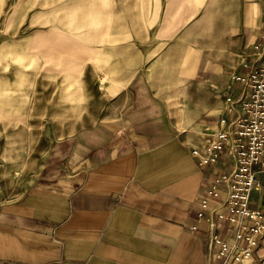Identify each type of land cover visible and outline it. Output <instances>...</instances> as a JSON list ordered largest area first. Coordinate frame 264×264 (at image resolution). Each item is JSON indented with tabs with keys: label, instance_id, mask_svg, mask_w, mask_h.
Instances as JSON below:
<instances>
[{
	"label": "crops",
	"instance_id": "obj_1",
	"mask_svg": "<svg viewBox=\"0 0 264 264\" xmlns=\"http://www.w3.org/2000/svg\"><path fill=\"white\" fill-rule=\"evenodd\" d=\"M101 17L96 9V36L58 32L81 40L78 47L63 45L60 51L70 57L60 63L88 61L95 51L99 59ZM262 36L264 7L254 4L237 29L219 30L211 52L185 60L186 80L151 84L116 60L107 65L98 74L101 91L108 95L110 86L125 94L117 107L124 109L121 117L112 127L99 123L61 143L55 169L0 203V264H221L210 258L207 245L208 234L221 235L223 224L198 218V204L214 178L229 173L231 155L225 146L215 165L201 167L191 149L213 140L217 119L225 117L223 100L235 94L229 74L245 71L238 67L241 57L252 63ZM133 56L127 50L123 61ZM107 78L113 80L103 86ZM256 178L248 208L264 209V178ZM219 194L223 198V187ZM256 257L264 264V238Z\"/></svg>",
	"mask_w": 264,
	"mask_h": 264
},
{
	"label": "rangeland",
	"instance_id": "obj_2",
	"mask_svg": "<svg viewBox=\"0 0 264 264\" xmlns=\"http://www.w3.org/2000/svg\"><path fill=\"white\" fill-rule=\"evenodd\" d=\"M213 2L0 0V203L22 195L55 169L63 156L58 147L71 136L99 123L114 126L124 110L118 103L126 97L110 86L108 95L102 94L98 78L111 62L118 61L134 78L143 76L151 84L186 80L190 76L185 60L196 61L201 53L211 52L219 30L237 29L252 5L264 7V0ZM96 9L103 20L99 59L95 51L88 61L60 63L70 57L60 51L63 45L78 47L81 40L58 32L96 36ZM169 10L168 23L163 24ZM190 14L193 19L185 21ZM53 36L63 40L56 42ZM122 48L134 53L129 62L123 61ZM78 50L72 49L75 55ZM111 79H104L103 86Z\"/></svg>",
	"mask_w": 264,
	"mask_h": 264
},
{
	"label": "built area",
	"instance_id": "obj_3",
	"mask_svg": "<svg viewBox=\"0 0 264 264\" xmlns=\"http://www.w3.org/2000/svg\"><path fill=\"white\" fill-rule=\"evenodd\" d=\"M250 56V65L245 56L238 64L245 71L229 74L235 94L223 100L225 117L217 119L213 140L191 149L201 167L215 165L226 147L231 155L229 173L217 175L198 204V218L208 215L223 224L221 235L208 234L207 245L210 258L221 264H259L256 251L264 238V209L248 208L256 176L264 178V36Z\"/></svg>",
	"mask_w": 264,
	"mask_h": 264
}]
</instances>
